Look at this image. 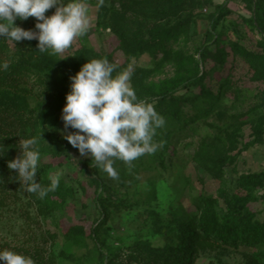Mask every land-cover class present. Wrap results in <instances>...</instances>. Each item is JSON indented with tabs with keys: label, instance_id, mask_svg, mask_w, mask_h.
I'll return each mask as SVG.
<instances>
[{
	"label": "rangeland",
	"instance_id": "374dc122",
	"mask_svg": "<svg viewBox=\"0 0 264 264\" xmlns=\"http://www.w3.org/2000/svg\"><path fill=\"white\" fill-rule=\"evenodd\" d=\"M224 2L229 12L212 25ZM88 3L91 29L62 54L39 52L37 40L0 38V62L9 65L0 69V111L14 120L0 127V251L34 264H165L187 229L186 264H264V134L256 138L264 130V38L249 5ZM36 22L16 24L37 31ZM99 58L118 66L114 76L131 67L138 98L166 121L154 137L162 146L131 164L115 160V179L64 139L77 130L61 119L69 77ZM7 76L14 81L2 82ZM41 131L36 182L46 187L64 171L43 199L22 190L7 166L21 155L20 140ZM205 225L247 236L221 241Z\"/></svg>",
	"mask_w": 264,
	"mask_h": 264
},
{
	"label": "clouds",
	"instance_id": "9594fccd",
	"mask_svg": "<svg viewBox=\"0 0 264 264\" xmlns=\"http://www.w3.org/2000/svg\"><path fill=\"white\" fill-rule=\"evenodd\" d=\"M104 3L105 0H96L95 7L99 9ZM52 8H55L54 13L46 15ZM29 17L36 18L37 31L17 26V20L24 21ZM92 25L88 0H0V38H7L15 45L23 40H37L41 53H64ZM8 66L7 61L0 62V69ZM117 67L107 58L83 64L75 75L69 77L70 92L61 114L64 129L77 130L67 132L64 139L78 149L81 156H90L97 167L113 179L118 178L113 166L115 160L131 164L162 146L154 141V137L157 129L166 123L154 103L138 98L131 84L132 68L114 76ZM42 132L21 139V155L7 163L8 168L16 170V176L21 178L22 190L36 194L40 199L54 192L64 175L62 169L57 170L49 177L51 182L46 187L36 182L41 162L38 141L42 139ZM0 261L4 264H34L30 256L9 250L0 251Z\"/></svg>",
	"mask_w": 264,
	"mask_h": 264
},
{
	"label": "trees",
	"instance_id": "16d2710c",
	"mask_svg": "<svg viewBox=\"0 0 264 264\" xmlns=\"http://www.w3.org/2000/svg\"><path fill=\"white\" fill-rule=\"evenodd\" d=\"M244 1L246 4L249 5L250 12H251V21L254 25V27L258 30V32L263 36L264 38V0H241ZM229 12V8L226 5V2L219 4L215 8V12L212 18V25L216 24L219 18H221L225 13ZM6 78L2 79V82H7ZM10 81H14V79H10ZM199 80V76L194 77H187L183 83V86L197 82ZM176 90V87L167 89L164 94H168L170 92H173ZM14 120L13 118L7 114L0 111V127H7V126H13ZM264 134L263 129H259L256 133L257 140H261L262 136ZM255 178H259V174H253ZM264 176V173H263ZM244 222L241 220V223ZM171 230V229H170ZM211 230H213V234L215 237H217L221 241L229 240V239H237L240 237L247 236L245 233L239 231L235 232L234 228H231L230 226L227 227L224 231L219 229H213L209 226H204L203 233L210 234ZM180 234V240H179V246L174 250H170V256L165 255L164 256V262L165 264H186L189 261V256L185 255L186 251V241L190 237V234L188 233L187 229H181L179 230ZM250 235V234H249Z\"/></svg>",
	"mask_w": 264,
	"mask_h": 264
}]
</instances>
